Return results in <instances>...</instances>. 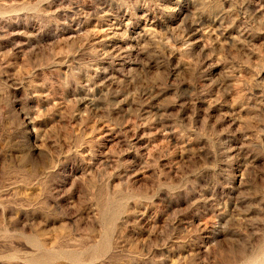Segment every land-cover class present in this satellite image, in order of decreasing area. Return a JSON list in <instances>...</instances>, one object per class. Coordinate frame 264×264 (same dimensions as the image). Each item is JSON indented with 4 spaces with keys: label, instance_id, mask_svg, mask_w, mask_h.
I'll return each instance as SVG.
<instances>
[{
    "label": "rangeland",
    "instance_id": "1",
    "mask_svg": "<svg viewBox=\"0 0 264 264\" xmlns=\"http://www.w3.org/2000/svg\"><path fill=\"white\" fill-rule=\"evenodd\" d=\"M0 264H264V0H0Z\"/></svg>",
    "mask_w": 264,
    "mask_h": 264
}]
</instances>
